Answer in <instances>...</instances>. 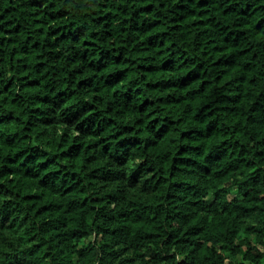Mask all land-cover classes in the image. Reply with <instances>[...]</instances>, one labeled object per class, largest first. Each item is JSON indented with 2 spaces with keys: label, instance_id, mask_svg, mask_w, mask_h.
Listing matches in <instances>:
<instances>
[{
  "label": "trees",
  "instance_id": "16d2710c",
  "mask_svg": "<svg viewBox=\"0 0 264 264\" xmlns=\"http://www.w3.org/2000/svg\"><path fill=\"white\" fill-rule=\"evenodd\" d=\"M0 264H264V0H0Z\"/></svg>",
  "mask_w": 264,
  "mask_h": 264
}]
</instances>
